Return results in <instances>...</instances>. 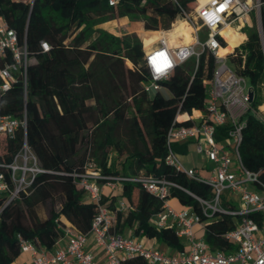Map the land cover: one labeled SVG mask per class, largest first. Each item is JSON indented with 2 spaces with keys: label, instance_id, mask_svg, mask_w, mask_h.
<instances>
[{
  "label": "trees",
  "instance_id": "1",
  "mask_svg": "<svg viewBox=\"0 0 264 264\" xmlns=\"http://www.w3.org/2000/svg\"><path fill=\"white\" fill-rule=\"evenodd\" d=\"M261 1V38L252 26L247 29V39L228 56L237 74L247 77L254 86V105L264 100V0ZM196 2L118 0L109 5L106 0H0V20L16 30L31 52L26 99L18 78L0 94V113L22 117L25 110L26 142L42 169L34 176L29 192H21L19 198L5 204L0 200V264H14L20 254L17 234L51 253L62 237L61 216L80 231L88 229L96 206L83 198L77 179L67 174L81 172L88 160L106 175L143 174L176 183L180 187L171 186L168 198L175 197L205 221L203 238L210 248L233 250L235 245L224 233L235 226L238 218L219 214L206 220L198 202L182 188L204 195L209 187L166 162V131L177 110L188 114L194 109L206 110L213 56L206 51L197 58L190 56L176 64L166 80L159 81L167 95L162 88L148 93L142 88L150 79L140 40L147 36L144 30L138 28L139 38L133 31L115 35L96 26L113 18L141 16L144 29L155 30L159 18L165 16L172 21L183 17L181 9L193 8ZM221 33L230 45L240 38L229 26ZM40 41L47 42V50H41ZM229 50L227 44L219 48L221 54ZM191 122L188 119L175 124ZM223 128L220 126L217 132ZM22 135L21 130L8 141V160L21 144ZM172 148L184 153L186 144L173 142ZM239 152L246 168L256 171L264 167V126L250 115L242 130ZM113 154V161L124 154L121 168L112 164ZM118 184L117 194L102 192L101 196V202L114 210L115 231L129 229L136 237L154 238L177 250L184 247V240L176 236L173 228L156 227L152 222L161 210L160 199L138 181L122 180ZM118 198L124 203L121 210ZM45 202L53 206L46 218L39 219L33 208ZM122 264L147 262L134 256L125 258Z\"/></svg>",
  "mask_w": 264,
  "mask_h": 264
},
{
  "label": "built area",
  "instance_id": "2",
  "mask_svg": "<svg viewBox=\"0 0 264 264\" xmlns=\"http://www.w3.org/2000/svg\"><path fill=\"white\" fill-rule=\"evenodd\" d=\"M114 5L118 0H106ZM261 0H197L188 12L181 9L183 19L192 27V42L169 46L166 35L144 52V63L150 79L142 84L144 91L153 93L162 88L159 81L166 80L178 63L190 56L196 58L203 51L213 56L214 65L208 78V100L205 112L188 114L177 110L166 131V162L176 171L185 174L209 187L206 194L193 193L185 188L199 204L205 219L226 214L238 218L234 227L224 236L231 240L233 250H212L203 238L205 221L189 206L173 208L168 202L171 186L176 183L163 178L143 174L136 176L106 175L88 160L81 172H68L77 179L87 200L96 206L86 231H80L69 222H63L62 237L58 239L51 253L38 247L33 241L17 234L20 253L28 254L22 264H122V260L141 256L147 264H264V167L253 171L242 162L239 146L242 130L248 115L264 126V100L253 104L254 86L247 77L237 74L235 64L229 61V54L247 39L246 26H252V16L257 21L256 29L261 38ZM240 38L226 54L218 49L225 42L221 29L228 25ZM206 37L199 40V31ZM41 50L48 49L46 41H40ZM244 58V53H241ZM31 60L25 40H19L14 28L0 20V94L20 78L23 98L27 95V67ZM226 60L233 66L230 67ZM251 92V95H250ZM185 114L184 117H180ZM25 110L22 117L0 113V200L3 204L19 198L21 192H29L34 176L41 172L36 155L25 137ZM191 119L190 124H175V121ZM223 126L221 133L217 129ZM22 130V142L8 160V141ZM219 135V137L217 136ZM191 141L195 151L206 160V164L186 166L172 148L173 142ZM122 180L138 181L154 197L162 202L161 210L152 219L156 227L173 228L185 245L174 253H165L148 245L129 232L114 230V210L101 202L103 186L114 189ZM239 194L241 204L236 206L231 197ZM118 209L124 208L118 201ZM201 233L197 234L198 230Z\"/></svg>",
  "mask_w": 264,
  "mask_h": 264
},
{
  "label": "rangeland",
  "instance_id": "3",
  "mask_svg": "<svg viewBox=\"0 0 264 264\" xmlns=\"http://www.w3.org/2000/svg\"><path fill=\"white\" fill-rule=\"evenodd\" d=\"M192 8L189 7L188 10L186 11H190ZM251 18H252V26L256 28L257 26V21L255 20V18L252 16L251 14ZM179 19H183L182 17H176L175 19H173L172 21H169L167 18L165 17H161L159 18V22H157L158 24V28L155 30H167L170 29L172 27V24L175 23L177 20ZM97 27H100L102 29H106L109 30L110 32H112L115 35H120L122 33L125 32H135L137 34V36L140 38L139 34H138V28H142L145 32V34L147 36L142 37V39L140 38L141 42H142V46L143 48H147L150 44H154L157 42V38L153 41L149 40V36L151 35V33L155 30H146L143 27V20L141 18V16H123V17H118V18H113L110 20H105L103 22H100L99 24L96 25ZM250 26H246V33H247V29L252 27ZM232 29H236L235 25L232 24ZM199 40H203L206 37V33L204 30H200L199 31ZM158 37V36H157ZM177 38V37H176ZM225 40V38H224ZM225 45H226V40H225ZM224 45V46H225ZM226 63L232 67L234 69V66L228 61L226 60ZM127 66L129 67H133L132 63H130L129 61H126ZM262 90H261V95L264 96V77H262ZM162 93L167 95L168 91L166 88H162L161 89ZM193 113H197L196 110H193ZM179 157V159L183 162L184 165L189 166V165H200L201 163H205L206 160L205 158L198 152L195 151L194 149V145L190 144L188 147V150L186 153H181L178 151H175ZM115 155H112V164L114 163V166L117 165L119 168H121V161L124 157V154L120 155L117 157V161H113V157ZM83 198L86 199L87 198V192L84 191L83 193ZM232 202L236 205L239 206L241 204V200L239 197V194L234 193L231 197ZM53 205L50 202H45V203H38L34 206L33 210L35 212V215L39 218V219H44L49 215V211L50 208ZM54 207H58V203L54 204ZM28 220L32 221V217L28 214ZM16 259H18V256L16 257Z\"/></svg>",
  "mask_w": 264,
  "mask_h": 264
},
{
  "label": "crops",
  "instance_id": "4",
  "mask_svg": "<svg viewBox=\"0 0 264 264\" xmlns=\"http://www.w3.org/2000/svg\"><path fill=\"white\" fill-rule=\"evenodd\" d=\"M165 17V16H164ZM166 18V17H165ZM190 34H191V37H192V40L190 41V42H192L193 40H194V34L192 33V31L190 32ZM166 35V34H165ZM167 38V37H166ZM167 43H168V45L169 46H178V45H182V44H186L185 42H183L182 41V39H181V37H177V38H175L171 43L170 42H168V39H167ZM187 43H189V42H187ZM151 45L152 44H150L147 48H143V50H144V52L145 51H148L149 50V48L151 47ZM224 45H225V42H224ZM223 45V46H224ZM232 49V48H231ZM230 51V50H229ZM228 51V52H229ZM228 52H226V53H228ZM194 110H196V109H194ZM197 111V110H196ZM193 112V111H192ZM178 143H185L186 144V151L184 152V153H186L187 152V150H188V147H189V145L190 144H193L191 141H184V142H178ZM194 145V144H193ZM195 149V148H194ZM204 164H206V163H201L200 165H197L198 167H200L201 165H204ZM189 166H195V165H189ZM119 189H120V185L119 184H117V186L114 188V189H109L107 186H103V193L104 194H106V195H110V194H113V193H115V194H117L118 192H119ZM118 200H121V199H117L116 200V202L118 201ZM168 202H169V204L173 207V208H175V209H179V208H181V207H183V205H181L180 203H179V201L175 198V197H171V198H169L168 199ZM61 219H62V221L63 222H68L67 221V219L64 217V216H61ZM195 229H197L198 230V232H197V234H199V233H201L200 232V230L197 228V227H195ZM129 231V229H126L125 230V233L126 232H128ZM138 238H140L143 242H145L146 244H148V245H152V246H155V247H157L159 250H161V251H163V252H165V253H174V252H176L177 251V249H174V248H171V247H169V246H167L165 243H163V242H160V241H156L154 238H147V237H145V236H137ZM184 240V239H183ZM184 245H185V241H184ZM28 259V254H26V253H20L19 255H18V259H16L15 261H14V264H22L25 260H27Z\"/></svg>",
  "mask_w": 264,
  "mask_h": 264
},
{
  "label": "bare ground",
  "instance_id": "5",
  "mask_svg": "<svg viewBox=\"0 0 264 264\" xmlns=\"http://www.w3.org/2000/svg\"><path fill=\"white\" fill-rule=\"evenodd\" d=\"M228 25L224 26L223 28L227 27ZM222 28V29H223ZM221 29V30H222ZM192 31V27L190 26V24L188 22H186L184 19H179L177 20L175 23L172 24V27L170 29L167 30H155L151 33V35L149 36V40L153 41L156 38H158L162 32L163 34H166V37L168 39V42H172L176 37H181L182 41L187 43L190 42L192 40L191 34L190 32ZM158 36V37H157ZM226 44L229 47H233L234 45H230L226 42ZM218 53L221 54L219 52L218 49Z\"/></svg>",
  "mask_w": 264,
  "mask_h": 264
},
{
  "label": "water",
  "instance_id": "6",
  "mask_svg": "<svg viewBox=\"0 0 264 264\" xmlns=\"http://www.w3.org/2000/svg\"><path fill=\"white\" fill-rule=\"evenodd\" d=\"M227 54V53H226ZM250 95H251V92H250Z\"/></svg>",
  "mask_w": 264,
  "mask_h": 264
}]
</instances>
